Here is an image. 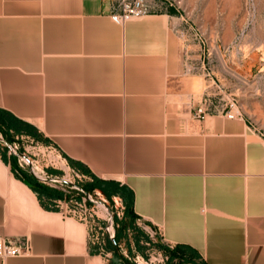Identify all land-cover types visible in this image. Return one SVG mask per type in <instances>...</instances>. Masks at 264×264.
Returning a JSON list of instances; mask_svg holds the SVG:
<instances>
[{"label": "crops", "instance_id": "obj_1", "mask_svg": "<svg viewBox=\"0 0 264 264\" xmlns=\"http://www.w3.org/2000/svg\"><path fill=\"white\" fill-rule=\"evenodd\" d=\"M114 5L0 0V239L31 245L6 264L141 259L102 253L87 224L54 209L63 197H40L18 175L46 186L7 153L35 134L88 188L120 195L136 221L162 231L165 264H264V139L243 119L193 118L216 87L173 15L118 24Z\"/></svg>", "mask_w": 264, "mask_h": 264}, {"label": "rangeland", "instance_id": "obj_2", "mask_svg": "<svg viewBox=\"0 0 264 264\" xmlns=\"http://www.w3.org/2000/svg\"><path fill=\"white\" fill-rule=\"evenodd\" d=\"M148 4L153 12L170 13L175 17L176 31L191 47L190 56L196 54L201 57L205 66L201 72L207 81L214 82L216 88L209 90L193 113L208 99L212 103L209 115L219 116L216 112L221 106L225 112L230 111L233 104L240 112L238 119L245 120L264 139V0H148ZM189 64L193 73L202 69L198 59H192ZM224 116L220 117L226 118ZM32 137L16 139L9 146L17 154L9 148L7 153L12 157L19 155L21 161L18 163L24 168H31L28 164L32 162V173L46 186L49 185L41 181L42 178H58L49 170L62 172L59 179L69 183L63 181L62 184L50 185L63 194L54 209L88 222L92 228V241L94 236L105 237L102 253L109 252L110 258L116 253L122 258H141L133 264H154L160 259V254L166 258L157 249L162 231L142 219L131 221L127 216L128 206L120 195H107L101 190L88 188L81 173L72 170L55 147L36 134ZM86 194L99 204L91 202ZM123 222L127 226L124 227ZM146 230H152L155 235L151 237ZM118 232L122 236L121 242H126L122 244L123 251L116 240ZM128 237L134 241L140 255L134 254V249H128ZM165 263L166 260L160 264Z\"/></svg>", "mask_w": 264, "mask_h": 264}, {"label": "built area", "instance_id": "obj_3", "mask_svg": "<svg viewBox=\"0 0 264 264\" xmlns=\"http://www.w3.org/2000/svg\"><path fill=\"white\" fill-rule=\"evenodd\" d=\"M115 5H114V11L111 15L112 19L114 22L118 24H125L130 21L134 20H140L150 14L153 13L151 7L148 4V0H114ZM212 106L211 100L208 99L206 104L201 106L195 113L193 114L194 118L202 120L209 114H211L209 107ZM230 111H224V107H219L216 113H219V116L226 117L229 120H235L240 117V112L238 109L232 104L230 106ZM218 115V114H217ZM11 151L13 153L17 154L14 152L13 147L9 146ZM24 160V159H23ZM25 161V160H24ZM26 163V162H25ZM28 164V162H27ZM28 165H31V169L33 170L34 173V168L32 162ZM44 183L51 185V184H62L63 182L60 181L59 179H41ZM86 197L90 200L91 197L90 195L86 194ZM91 201V200H90ZM93 202V201H91ZM95 204H99L98 202H93ZM85 224L88 225L89 223L82 221ZM112 226V225H111ZM110 226V227H111ZM92 228L89 231L91 233ZM109 231H112V229H109ZM147 233H151V237L155 235V233L152 230H146ZM91 236V234H90ZM110 237H113L110 235ZM105 237H100L94 236V243L99 244L101 246H104L105 244ZM31 253V245L30 242L27 239L19 240V241H13V240H4L0 239V260L1 264H6L7 260L10 258H15V257H21V256H27L28 254ZM161 253V252H160ZM166 257V256H165ZM167 258V257H166ZM158 262L154 264H160L165 262V258H163L162 254H160V259H157ZM150 262H154L152 259Z\"/></svg>", "mask_w": 264, "mask_h": 264}, {"label": "trees", "instance_id": "obj_4", "mask_svg": "<svg viewBox=\"0 0 264 264\" xmlns=\"http://www.w3.org/2000/svg\"><path fill=\"white\" fill-rule=\"evenodd\" d=\"M36 137H39V136L36 135ZM18 175L22 179H24L26 181L29 180L31 182V184H30L31 188L34 189V191H36L40 195V197L41 196H47L48 198H53V197L54 198L55 197L58 198V197H62L63 196L62 193H59V192H57V193L54 192L53 193V191L51 189H49L47 186L40 185V184L34 182V180L32 178H30L28 175H26V174H24V173H22L20 171L18 172ZM45 207L47 209H49L46 205H45ZM127 216L130 218L131 221H135V216L133 215V213H132V211H131V209L129 207H128V210H127ZM129 224H130V222H129ZM123 225H124V227L127 226V224L125 222H123ZM116 240H117V243L120 245L121 244V240H122V236H120L119 232H118Z\"/></svg>", "mask_w": 264, "mask_h": 264}, {"label": "water", "instance_id": "obj_5", "mask_svg": "<svg viewBox=\"0 0 264 264\" xmlns=\"http://www.w3.org/2000/svg\"><path fill=\"white\" fill-rule=\"evenodd\" d=\"M63 182V181H62ZM114 244L116 245V242L114 241Z\"/></svg>", "mask_w": 264, "mask_h": 264}]
</instances>
